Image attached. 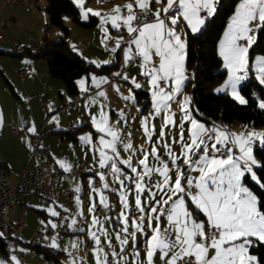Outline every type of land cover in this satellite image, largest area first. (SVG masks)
Returning a JSON list of instances; mask_svg holds the SVG:
<instances>
[{"label":"snow or ice","instance_id":"obj_1","mask_svg":"<svg viewBox=\"0 0 264 264\" xmlns=\"http://www.w3.org/2000/svg\"><path fill=\"white\" fill-rule=\"evenodd\" d=\"M152 2L153 0H131L123 6H115L110 13L101 14L99 11L85 9V0H74L85 18H88L89 14L100 17L101 30L105 33L102 43L110 39L107 35L108 29L104 27L105 24L110 23L111 27L117 30L121 27L126 28L130 40L128 47L124 49L125 63L133 58L132 45H135V54L142 58L140 67L143 71L141 74L149 78L148 82L152 87L154 112L156 115H159L161 111L165 112L164 125L167 126L174 123L172 119L174 113L170 112L169 101L181 91L183 81L186 79L184 75L186 42L177 33L176 26L182 18L192 32L200 31L206 18L216 13L218 0H166L165 6L155 11L152 10ZM163 2L164 0H155L157 4ZM136 9H139L143 15H138ZM122 10H125L127 15H122ZM161 13L164 14L163 18H161ZM201 13H204V16ZM149 14L153 19L151 22H146ZM257 30H264V0H240L220 49V55L224 58L225 67L229 71V79L225 87L231 89L233 98L240 104L248 103L245 97L240 95L237 86L247 78L248 52L256 42ZM122 39L123 37L115 41V47L111 48L113 53L121 48ZM239 41H246V43H239ZM153 56L158 58V62H154ZM93 63L96 62L93 61ZM103 63H110V61ZM256 65L257 79L264 84V57H257ZM115 75L120 76L121 73L118 72ZM123 79L127 81L129 78L124 75ZM92 81L97 87L107 82L106 78L97 79L95 76L92 77ZM161 81L165 83L171 81L173 85L171 91H165L160 87ZM132 83L136 88L141 87L139 83H136L135 78L132 79ZM80 84L81 89L86 90L84 81H80ZM98 95L103 97L106 94L100 92ZM128 98L125 97V99ZM189 104L190 98L184 96L183 101L180 102L183 113L180 154L176 155L171 148H168V145H165L168 148V160L174 169V178L169 174L173 170L169 168V162L161 159L155 147L151 149L150 155L161 164V167H149V153L147 152L144 153L142 159L138 160V165L143 168L142 172L138 171L137 167H133L130 160L122 161L136 177L134 180L135 212L139 215L134 214L131 222L132 231H129L130 226L126 215L129 207L127 193L122 190L120 200L124 211L120 213L118 220L123 225L121 233H127V236L121 238L120 233L117 234L121 250L123 251V246L129 243V237L135 245L136 233L145 231L143 223L145 209L142 206L141 194L147 190L156 206H151L148 213V227L152 228V235L145 241L146 264H153V257L157 251L161 253V259L172 252L167 264H178V262L179 264H259L257 257L249 254V247L253 244L250 239L253 237L264 243V211L261 210L264 208V202H258L257 195L244 185L243 179L248 173L261 188H264V183H260L253 171V167L258 166V161L253 156L252 148L255 140L264 141V131L246 130L235 133L227 132L217 126L208 129L192 116L187 107ZM259 107L264 109V99L260 100ZM148 119V117L143 118L141 124L145 135L151 140ZM184 121L191 126L188 129L187 141L183 134ZM92 123L98 132L111 137L110 140L105 139L104 136L100 137L99 167L101 169L110 167L114 174L120 173L121 169L117 167V160L114 158L118 157L116 148L119 141L118 131L109 126L107 115L103 111H101L99 120L95 116L92 117ZM29 131H34V129H29ZM160 135L163 137V130ZM80 139L86 143L91 142L89 136H82ZM124 147L126 150L132 149V144L127 143ZM233 147L239 149V155L233 154ZM105 149L111 150L114 155H108ZM216 153L221 155L217 156ZM178 160L181 164H177ZM60 163L65 171H70L69 165L64 162ZM182 165L198 171L199 177L195 180L191 177L185 178ZM153 173H158L161 177L159 182L153 181V186L163 193L158 200H155L156 193L151 189H146L144 184L145 177H151ZM98 175L101 180H104L102 173ZM182 181H186L187 187L195 188L197 191L195 193L186 192L185 183ZM103 187L108 188V185L105 183ZM76 191L79 192L80 189L77 188ZM93 191L99 192L100 190L93 188ZM186 195L191 196L192 202L203 213L206 220L197 222L192 218V213L185 208L184 196ZM173 197L176 199L173 200ZM170 201L171 205L166 210L163 206L169 205ZM100 204L104 208L110 207L107 198L102 194ZM89 211L95 212L96 206L90 207ZM166 212L168 222L175 233L174 240H169L166 235L168 229L161 231L159 226L160 217ZM51 215L57 216L59 213L51 211ZM153 219L157 221L155 227H152ZM97 224H101V219L93 216L92 226ZM51 226L56 228V224ZM100 231L107 236L102 224ZM91 237L98 246L95 250L97 264H108V253L99 247L100 238L95 232L91 233ZM51 246L57 247L54 242ZM109 247H111L110 242ZM173 249H178V251H173ZM210 250H214L211 256H209ZM112 255L117 254L113 252ZM136 255L139 256V253L137 252ZM12 259L15 260V257ZM16 264H19V261H16Z\"/></svg>","mask_w":264,"mask_h":264},{"label":"crops","instance_id":"obj_2","mask_svg":"<svg viewBox=\"0 0 264 264\" xmlns=\"http://www.w3.org/2000/svg\"><path fill=\"white\" fill-rule=\"evenodd\" d=\"M27 1L29 5L26 8H22L19 7L18 4L6 3L5 0H0V24L3 20L8 18L12 19L9 24L0 27L1 157L7 167L8 175L13 182L16 181L17 175L23 167L31 168L38 162L39 159L43 157L41 153L42 148H46L49 151V156L59 168L64 170V168L61 167L60 162H64L69 165L70 171L78 164H83L87 172L81 174L77 178L72 176L65 178V184L70 185L75 191V196L71 200H68L65 197H60L56 201H51L52 204H41L40 202L33 203L34 200L32 201V199L30 202V195L27 193H19L17 195V205L12 215V221L14 224H17L19 221H23V227L20 230L17 239L0 240V262H2V264H15L16 259L13 260L12 257H15V251L22 249L25 251L22 264H54L52 261L45 258L41 252H38L34 247L29 245L28 241L34 231L46 229L55 223L56 216H52L51 211H56L57 213H64V221L69 225L70 231L65 234L55 235L51 238L39 237L35 240L34 244L41 246L43 249L60 253L59 258L63 264H97V253L95 250L98 246L91 237V233L95 232L100 238L101 243L99 247H102L103 249L107 247L111 253L115 252L117 254L115 256L117 264H132L136 261V259H134L135 257H132L136 255L137 252L140 255L145 254L146 256L145 241L152 235V228L147 227L148 213L150 207L155 206V202L149 191L146 190L143 192L141 194V202L145 209L143 221L145 231L136 233L135 245H133V242L129 237V243L123 246L122 251L120 241L117 239V234L120 233L121 238H124L127 236V233H121L120 229L123 225L119 222L118 217L120 216V213L124 211L120 200V193L122 190L125 191L127 188V181L129 182L130 187L128 190L132 196L130 199L127 198L129 207L126 211V215L128 216L130 226L129 231H132L131 222L133 216L131 215V210H135L136 196L134 185V180L136 178L135 174L132 173L131 169L126 164H123L122 161L130 160L133 167H137L138 171H143L142 166L138 165V160L140 158L132 157V155L130 156L129 154H126L127 152L124 145L131 143L132 147L138 146L139 141H141L142 134L145 133L142 125L134 124L133 128H126V126H124L122 129L121 125H109L119 133V141L116 145L118 157L114 158L117 160V167H119L121 171L120 173L114 174L109 167V174L104 178V180H102L100 186L96 188L100 190L99 192L93 191V188H95L92 183L94 176L90 172L92 169L99 167L100 157L98 149L100 148V137L104 136L107 140L111 139V137H108L105 133L98 132L92 123L93 116L99 120L101 111L106 114L103 103L106 101L107 97L106 95L102 97L98 94L100 92L107 94L106 88L112 86L113 84H117L119 80L115 73L119 72L121 75L124 74V69L129 63L126 65L123 59L124 68L121 70L122 65H118V63L105 65L103 63L104 61L89 60L92 59L91 56L88 57V54H83L74 46L70 30L67 35H62L60 33L57 34L56 31H53L50 37L47 33L49 28H47L49 17L46 10L47 1ZM129 2H131V0H99V2L98 0H85L84 8L92 9L93 11H99L101 14H105L110 13L115 6H123ZM239 3L240 0L235 3L220 35L221 38L224 36V32L228 31L231 18L235 14V10ZM165 4L166 0L160 4L155 3V0H153L151 7L152 10L155 11L156 9L163 8ZM121 14L127 15V12L122 10ZM89 16L93 15L89 14L88 18ZM80 17H82L81 9ZM96 17L98 18V21L94 26L90 28L81 26L85 30H89L85 32H91L90 30L97 25L100 17ZM163 17L164 14L161 13V18ZM82 19V21H86L84 18ZM168 23L169 27H171L170 22ZM107 25L110 27L112 35L117 33L116 29L112 28L110 23ZM204 25L201 27L200 31L192 32L187 26V23L181 18L180 22L176 26V31L180 34L181 39L187 42V34H198L202 31ZM59 37L67 42L71 50L78 53L82 58L95 67L99 68L102 66L114 65V67L104 70L103 72L92 70L77 78L75 80L77 93L87 91L89 94L83 99L75 102L72 106L67 107L65 110L64 108L69 105L73 94H69L67 92L62 79L50 75L47 61L44 58L31 56L27 53H22L19 56H13L6 52H17L23 49L35 52L42 48L46 41H54ZM110 39L107 40V43ZM116 40L117 39H115V41ZM107 43L105 45L107 49L115 47V42L112 45H108ZM219 43L218 39L217 50ZM239 43H241V41H239ZM39 44H41V46H39ZM94 45L95 44L93 42L89 48L93 57H95L94 55H96L99 50L94 47ZM132 50H136L135 45H132ZM116 59L119 60V49L116 51ZM93 61H96V63H93ZM18 69H26L28 74L25 77L20 78L16 73V70ZM112 75L116 78H110ZM94 76L97 79L106 78L107 82L101 83L102 87H104L103 89L96 91L92 90V85H94L92 77ZM80 81H84V89L86 90L81 89ZM138 90L146 91L147 97L137 96L135 94V91L137 90L134 91V99L132 95H127V97H129L128 101L132 105H137L143 101L142 99H144V105L141 109V111H143L147 105L150 104V93L143 88ZM123 97L122 99L124 101ZM136 108L139 109L138 106H136ZM115 109L118 110V108ZM146 110L144 112H146ZM70 123L73 124L74 129L69 128ZM14 128L24 129L26 132L25 135L18 136L14 132ZM29 129H34V131H29ZM149 129L151 131V140H149L146 136L145 142L147 145L153 144L154 141L157 142V144H153V147L157 149V154L160 157L161 154H167L168 148H171L176 155L180 154L181 143L179 137L174 140V143H168L163 137L162 140H160L158 139L159 136L152 140L154 131L152 128ZM156 133L158 134V132ZM82 136L91 137V142L86 143L81 140L80 137ZM187 140L188 137L185 141ZM35 145H37V149H35ZM165 145H168V148H166ZM105 151L110 156L114 155L109 149H105ZM161 159L165 162H169V160L166 161L162 157ZM153 160H155L154 157L153 159L148 160V165L153 162ZM169 164L171 163L169 162ZM159 167H161V164ZM169 168L173 169V166L170 165ZM182 169L185 171L184 174L186 176L196 179L198 171L195 173L194 170L189 168L191 172L187 173L188 166H182ZM131 174H133V177H130ZM169 174L174 178V169ZM153 175L156 176V182H159L161 179L159 174L155 173ZM121 181H123V184H121ZM105 183L108 185V188L103 187ZM182 183H185L186 192L195 193L197 191L195 188L187 187L186 181H182ZM144 184L146 189H151L152 192L156 193L155 200L160 199L163 195V193L159 192V190L153 186V181H150L148 177H145ZM77 188L80 189L79 192L76 191ZM101 194L107 198V203L110 207L107 208L106 214L95 215L93 212L89 211V208L96 203L100 204ZM190 197V195L184 196L185 208L188 210L189 206L192 207L199 218L206 220V217H204L203 213L196 208ZM175 199L176 197H173V200ZM170 205L171 201L169 202V205H165L163 207L167 210ZM152 215L155 216V214ZM93 216L101 219V224L103 229L107 232V236L100 231L101 224H97L94 227L92 226ZM164 222H168L167 212L165 215L160 217L159 226L161 231L168 229V232L166 233L167 236H173L175 238L174 230L168 228L169 222L167 223V226L165 225L166 228L163 227ZM156 224L157 221L153 219L152 227H155ZM116 228H118L120 232H117ZM86 238L91 239L93 242V247L87 251L83 248ZM250 239L253 241L255 238L253 237ZM53 242L57 245V247L51 246ZM109 242L111 247H109ZM2 243L3 245H1ZM213 253L214 250H210L209 256ZM249 254L253 255L250 252ZM121 257H123V259H121ZM126 257L128 260L125 259ZM134 264L138 263L135 262Z\"/></svg>","mask_w":264,"mask_h":264},{"label":"trees","instance_id":"obj_3","mask_svg":"<svg viewBox=\"0 0 264 264\" xmlns=\"http://www.w3.org/2000/svg\"><path fill=\"white\" fill-rule=\"evenodd\" d=\"M46 1V10L49 15L47 27L57 26L65 35L69 33V30L64 25V15L70 16L75 24L87 28L94 26L98 21L96 16H89L86 21H82L80 9L73 0ZM237 1L219 0L216 13L206 19L202 31L195 35L187 34L186 66L195 67V77L191 76L188 80V84H191V108L204 121L206 119L202 115L220 118L227 122L238 120L250 126H264V109L259 107L260 100L264 99V87L257 82L252 71L239 88L248 103L240 104L228 93L213 91V86L222 82L227 74L217 53V42ZM255 35L256 42L249 49V53L264 54V30H258ZM6 52L13 56L27 53L44 58L47 61L50 75L62 79L67 92L73 95L77 93L75 87L77 78L92 70L103 72L114 67V65L95 67L71 50L64 39L46 41L44 46L35 52L26 49ZM135 94L147 97V92L144 90H137ZM253 151L258 159V167L255 168L256 175L260 183H264V141L261 146L259 144L254 146ZM244 182L257 195L258 202H264V188L252 181L248 174L245 175ZM261 210L264 211V208ZM31 246L54 264H63L59 258L60 253L43 249L36 244ZM249 252L257 257L259 264H264V243L254 239Z\"/></svg>","mask_w":264,"mask_h":264},{"label":"rangeland","instance_id":"obj_4","mask_svg":"<svg viewBox=\"0 0 264 264\" xmlns=\"http://www.w3.org/2000/svg\"><path fill=\"white\" fill-rule=\"evenodd\" d=\"M19 7H21V6H19ZM82 18H84V20L88 19V18L83 17V15H82V17H80V19H82ZM63 22H64V25L68 28V30L71 31L70 34H71V37L73 39L74 46L76 48H78L83 54H85V55L88 54L87 55L88 57L91 56L92 59H89V60H100L102 62L103 61H110V63H104L105 65L106 64H112V63H118V65H120V66L122 65V57H121V55L119 54V60H117L116 59V52L113 53L111 51V49H107L105 47V45L107 43V40L102 43V40L105 37V33L101 30L100 20L97 23V25L90 30L91 32H85V31H89V30H85L79 24H75L72 21L71 17L68 16V15H64L63 16ZM48 24H49V17H48L47 25ZM104 27H106L108 29L107 35L110 38H114V39H119L120 38L118 33L112 35L111 29H110V27H108L107 24H105ZM53 31H56L57 34L60 33V34L64 35L63 31L59 27L50 25L49 28H48V32H47L48 35H50V37H51V34L53 33ZM225 32L223 34L224 36L222 38L221 37L219 38V42L220 43H219V47H218V50H217L218 52L217 53H218L219 57L222 60V66L226 69L227 74H226L225 79L222 82H220V83H218V84L213 86V91L216 92V93H228L233 98V96L231 94V89L225 87L226 82L229 79V71L225 67L224 58L220 55L221 44L224 41L222 39H224V37H225ZM60 38L61 37L55 39L54 41H57ZM93 42L95 44L94 47L99 49L98 53H96V55H94L95 57H93L92 54L89 51V48L91 47V44ZM135 52H136V50H134L133 53H132V57L133 58L128 60L127 63H125V53H124V55H123L124 63L126 65L129 63L126 66V68L124 69V71H125L124 74H122L121 76H118L119 80H118L117 84H113L112 86H109L108 88H106V93H107L106 97L107 98H106V101L103 103V106L105 108L106 114L108 115L107 116L108 124L111 125V126L121 125L122 126L121 129L124 126H126L128 128H131V127L133 128L134 124L142 125L141 121L143 120V118L148 117L149 118L148 119V127L152 128V130L154 131V133L152 135V140L154 138H157V136H159L158 139L162 140V137H161L160 133H161V130H163V133H164L163 138L166 139V141L168 143H174L175 139H177L178 137L180 139V134H181V131H182L181 123H182L183 113H182L181 108H180V102L183 101L184 96H188L190 98V104L187 107L191 111L192 116L195 119H197L200 123H203L205 125V127H206L207 122L204 121L202 118H200L198 115H196L195 112L191 108V103H192L191 96H190L191 84H188V80L191 78L192 73H193L192 66L191 67H187L185 65V59H184V75H185L186 79L183 81V84H182V87H181V91L179 93L175 94V97H174L173 100L169 101L170 112L174 113V115L172 117L174 123L173 124H168L167 126H165L164 125L165 112L161 111V113L159 115L155 114L154 109H153V102H152V87H151V85L148 82L149 78L141 74V72L143 70L140 67L141 63L135 61V59L137 58L136 57L137 55L135 54ZM257 57H264V54L263 53L250 54L248 52L249 71H248L247 78L249 76L250 71H252L255 79L257 80V82L259 84H261L259 79H257V75H258V73L256 72V67H257L256 58ZM93 58H95V59H93ZM124 75L128 76L129 79L127 81L123 79ZM110 78H116V77H114L112 75ZM133 78H135L136 83H139L141 85L140 88H136L135 85L132 83V79ZM245 80L241 81V83L237 86L239 92H240L239 88H240V86L242 85V83ZM160 83H161L160 87L164 88L165 91H171V89L173 87L171 81H168L167 83L161 81ZM261 85L264 87V84H261ZM103 88L104 87H102L101 84L99 85V87H97L95 84L92 85V90H95V91L96 90H101ZM141 88L149 91V93H150V104H148L147 107L143 111H141V109H142V106L144 105V99H142L143 101H141V103H139L137 105L136 104L132 105L128 101V99H125V97H127V95H132L133 99H134L135 98L134 91L138 90V89H141ZM117 89H119V91H117ZM123 95H124V97H123ZM240 95H242V94L240 93ZM122 97L124 98V101H123ZM136 106H138L139 109H137ZM115 108H118V110H116ZM137 110H138V112H137ZM145 110H146V112H144ZM134 115H136V116H134ZM228 124H229V127L231 128V132H235V133H240V132H243V131H246V130L257 131V132L264 131V126H261V125H259V126H250V125H247L246 123H244L242 121H238V120H233L232 122H228ZM213 126H217V127L221 128L219 125H211V127L209 129H211ZM190 127L191 126H190V124L188 122H186V121L183 122V134H184L185 140L187 139V137L189 135L188 129ZM156 132H158V134ZM145 137H146L145 133L142 134L141 141H139L138 146L137 147H132V149H127L126 150V152H127L126 154H129L130 156L132 155V157H136V158L142 159L144 157V153L147 152V153H149L148 160L153 159V156L150 155V153H151V149L153 148V144H157V142L154 141L153 144L147 145L146 142H145ZM258 144L261 146L263 144V141L262 140H255L253 142V145H252L253 150H254V146H256ZM165 156H167V154H161L162 158H164ZM253 156L258 161L257 157L254 154V151H253ZM170 165L171 164H169V166ZM159 166H160V163L158 161H156V159L153 160V162L149 163V167L155 168V167H159ZM257 167L258 166H254L253 167V171L254 172H255V168H257ZM196 172L197 171H195V173ZM184 173H185V171H184ZM187 173H189V168L187 169ZM153 174H155V173H153ZM246 174H248V173H246ZM248 175L251 178V175L250 174H248ZM185 177H188V176L185 175ZM198 177H199V172H198V175H197L196 178H198ZM251 180L254 181L252 178H251ZM254 182H256V181H254ZM243 183H244V185L246 187H248L247 184L244 182V179H243ZM126 184H127V188L125 189V192L127 193V198L130 199L132 196H131V193L128 190L130 188L129 187V182L127 181ZM29 195H30V202H31V199H32V201L34 200L33 203L40 202L41 204H45V203L52 204L51 201H48V200L40 197L39 195H34V194H29ZM188 211L190 213H192V218L195 219L197 222L202 221V219L199 218V216L196 215V212L194 211V209L192 207L189 206ZM167 223L168 222H164L163 223V227L164 228H166ZM168 228L172 229V226L170 224H168ZM116 229H117V232H120V230H121V229L119 230L118 228H116ZM168 238H169V240H174L175 239L173 236H168ZM173 251H178V250L177 249H173ZM70 254H71V252H70ZM171 255H172V252H169L168 256H166L163 259H161V253L158 251L157 254H155V256L153 257V260H154L153 264H166L167 261L169 260V257ZM132 258L136 259L135 262H137L138 264H146V256H145V254H142V255L139 254V256L134 255ZM125 259H127V257ZM135 262H133L132 264H134Z\"/></svg>","mask_w":264,"mask_h":264},{"label":"built area","instance_id":"obj_5","mask_svg":"<svg viewBox=\"0 0 264 264\" xmlns=\"http://www.w3.org/2000/svg\"><path fill=\"white\" fill-rule=\"evenodd\" d=\"M5 2L18 4L22 8H26L29 5L27 0H5ZM218 4L219 1L217 2L216 6H218ZM136 11L138 15L141 16L143 15L142 13L139 12V10ZM201 15L203 16L204 13H201ZM152 19L153 17L149 14L146 18V22H151ZM11 21H12L11 18L3 20V22L0 24V27L9 24ZM116 31L120 38L123 37V39L121 40V48H119V54L122 57L121 70H123L124 49L128 47V41L130 40V37L126 31V28L124 27H121L119 30L116 29ZM114 42L115 39H110L107 44L112 45ZM241 43H246V41H241ZM39 46H41V44H39ZM153 60L154 62H156L158 61V58L154 56ZM135 61L142 62V58L137 57ZM192 68H193L192 77L194 78L195 67ZM16 73L20 78H23L28 74V71L26 69H18L16 70ZM88 94L89 92L87 91H81L76 93L75 95H73L69 105H67L64 108V110L67 107L72 106L75 102L83 99ZM202 117H204L207 120V121L205 120L207 122L206 128L209 129L211 125H219L227 132H231V128L229 127L227 121H224L220 118H212L204 115H202ZM69 128L74 129L72 123H70ZM14 132L18 136H24L26 133L25 130L22 128H14ZM35 149H37V145H35ZM41 153L43 157L39 159L38 162L31 168L23 167L18 173L16 181L14 182L11 181L8 175L7 167L0 154V240L14 239V238L17 239V237L19 236V232L23 227V221H19L17 224H14L12 221V215L17 205V195L19 193L36 194L49 201H56L60 197H65L68 200H71L75 196V191L70 185L65 184L64 182L65 178L68 176L77 178L81 174L87 172L83 164H78L71 171L66 172L55 164V162L49 156V151L46 148H42ZM233 154L239 155V149L233 147ZM216 155L219 156L221 154L216 153ZM164 158L166 161H168L167 156H165ZM177 164H181V161L178 160ZM182 166H186V165H182ZM90 172L94 176L92 182L93 186L97 188L100 186L102 182L98 173H102L105 178L109 174L110 169L109 167H105L103 169H101L100 167H96L92 169ZM130 177H133V174H131ZM149 180L156 181V176L152 175L151 177H149ZM94 205L96 206V211L93 212L95 215L106 214L107 208H104L103 205L99 203H96ZM157 207L159 208L160 206ZM134 214L139 215V213H136L135 210H131V215L134 216ZM54 224H56V228H52V226L50 225L46 229L34 231L28 241V244L33 245L35 240L39 237L51 238L55 235L65 234L70 231L69 225L64 221L63 212H59V215L56 216V221ZM92 247H93L92 240L86 238L83 245L84 250L87 251ZM104 250L105 253H108V264H117L116 258L115 256L112 255L110 250L107 247H105ZM24 256H25V251L22 249H18L15 254V259L16 261H19V264H22V260L24 259Z\"/></svg>","mask_w":264,"mask_h":264}]
</instances>
